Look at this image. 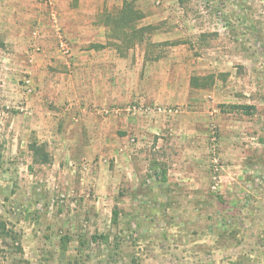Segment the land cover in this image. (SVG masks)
I'll use <instances>...</instances> for the list:
<instances>
[{"label":"rangeland","instance_id":"374dc122","mask_svg":"<svg viewBox=\"0 0 264 264\" xmlns=\"http://www.w3.org/2000/svg\"><path fill=\"white\" fill-rule=\"evenodd\" d=\"M0 3V264H264V0Z\"/></svg>","mask_w":264,"mask_h":264},{"label":"trees","instance_id":"16d2710c","mask_svg":"<svg viewBox=\"0 0 264 264\" xmlns=\"http://www.w3.org/2000/svg\"><path fill=\"white\" fill-rule=\"evenodd\" d=\"M105 24L109 26L111 31V38L114 40L127 42V43H144L148 34L152 33L154 27L145 26L138 27L140 20L144 18L141 11L136 9L132 3L125 2L120 10L113 14H105ZM203 79V78H202ZM206 82L211 80V77L204 78ZM203 79V80H204ZM195 86L199 87L201 78H193ZM208 85V84H205ZM241 108L247 109L248 107L242 106ZM30 151L33 153L34 161L39 164H49L51 158L49 153L46 152V148L38 143H33L30 146ZM166 172L158 173V176L165 178ZM118 211H114V222H117ZM4 229V226L1 225ZM99 239H103L108 242V237L93 236L92 241L97 242Z\"/></svg>","mask_w":264,"mask_h":264},{"label":"crops","instance_id":"0c3cea01","mask_svg":"<svg viewBox=\"0 0 264 264\" xmlns=\"http://www.w3.org/2000/svg\"><path fill=\"white\" fill-rule=\"evenodd\" d=\"M3 7H4V6H2L1 3H0V14H2V13H6V11L11 12V9L14 10V7H15V6L8 5L7 8H3ZM10 8H11V9H10ZM15 8H16V7H15ZM0 26L4 27V21L1 20V19H0ZM6 28H9V27H7V26L4 27V30H5Z\"/></svg>","mask_w":264,"mask_h":264}]
</instances>
